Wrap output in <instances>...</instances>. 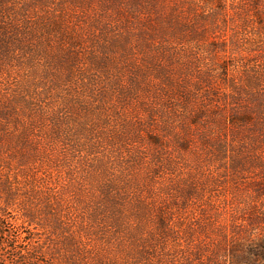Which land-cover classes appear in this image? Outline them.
Segmentation results:
<instances>
[{
	"label": "trees",
	"instance_id": "trees-1",
	"mask_svg": "<svg viewBox=\"0 0 264 264\" xmlns=\"http://www.w3.org/2000/svg\"><path fill=\"white\" fill-rule=\"evenodd\" d=\"M51 4V0H0V71L9 63L1 62L4 57L15 60L20 56L33 65L44 61L41 35L59 34L66 48L64 57L46 59L38 83L23 86L18 80L12 83L9 78H0V203L17 211L22 209L21 220L34 231L32 237L23 238L33 249L23 250L16 260H9L16 245L5 238L3 227L8 223L0 217V264H264V229L256 228L264 223L262 217L246 220L241 232L238 227L231 232L224 228L212 232L197 218H186L182 207L180 211L151 212L148 205H142L144 211L125 213L121 206L129 203L114 197L65 222L55 240H38L35 230L42 228L41 214L35 208H25L29 204L22 197L29 187L41 185L46 196L53 190L45 184L52 178L51 172L39 175L37 171L41 156L49 161L53 157L37 132L42 126L49 131L46 138L52 141L64 139L81 144L89 155L107 151L102 158L94 159L101 163L120 154L128 166L143 165L148 157L144 142L151 141L160 149L169 142L181 141L182 132L175 128L182 121L174 120L173 115L179 111L185 117L186 113L191 115L192 102L198 101L201 106L184 119L205 120L226 130L208 140L207 161L229 160L232 169L259 165L264 174V161L254 157L264 150V59L260 60L264 51L256 58L258 64L241 76L231 73L229 61L216 66L214 57L210 60L201 55L187 59L178 77L165 64L157 65L156 72L164 80L154 86L148 81L150 67L137 64L130 34L106 37L104 32L91 33L79 24L67 33L66 18L57 15ZM56 7L61 8L62 3ZM78 28L81 33L77 38ZM217 40L219 43L211 47L224 53L231 52L237 43L234 37L219 36ZM165 57L171 64L177 60L173 53ZM154 59L146 55L141 60L159 63ZM130 62L134 64L120 66ZM185 69L193 75L192 80L179 79ZM48 79L52 86L45 89L42 86ZM139 101L144 117L129 122L122 110ZM77 104L84 106L85 113L94 114H86L84 123L73 127L71 106ZM113 118H117L118 125L110 128ZM153 126L159 128L158 133L150 129L147 132ZM80 134L85 135L86 142H80ZM161 155H153L156 165L148 163L153 177L160 176L157 163ZM259 185L254 194L258 200L264 196V185ZM104 188L109 193L112 187ZM186 194L195 196L187 190ZM36 243L39 246L34 247Z\"/></svg>",
	"mask_w": 264,
	"mask_h": 264
},
{
	"label": "rangeland",
	"instance_id": "rangeland-1",
	"mask_svg": "<svg viewBox=\"0 0 264 264\" xmlns=\"http://www.w3.org/2000/svg\"><path fill=\"white\" fill-rule=\"evenodd\" d=\"M51 2L57 10V15L66 18L64 27L67 33L70 27L79 24L91 30V33L104 32L106 37L130 34L132 48L137 54V64L143 63L150 67L148 81L154 86L164 80V77L156 72L157 65L165 64L169 71L178 77L187 59L201 55L210 60L214 57L216 66L229 61L231 73L241 76L249 67L258 64L259 59L256 58L264 51V0H51ZM58 3H62L59 9L56 7ZM80 33L81 30L78 28L75 37L78 38ZM219 36L234 37L237 43L231 47V52L224 53L211 47L212 44L219 43L217 40ZM39 37L45 42L42 47L44 61H37L33 65L27 58L20 56L15 60L4 57L1 62L9 63L2 67L0 78H9L12 83L18 80L23 86L38 83L42 80L40 76L45 71L46 59L64 57L66 48L61 44L63 42L59 34ZM70 43L72 44L69 35L67 44ZM169 53L177 57L172 64L166 61L165 55ZM146 55L155 58L154 61L158 59L159 63L153 65L149 61L141 60ZM263 57L262 54L260 60L264 59ZM87 64L88 61H85V65ZM133 64L134 62L128 65L120 63V66L127 67ZM123 75L126 77V72ZM179 79L192 80L193 75L185 69ZM123 81L126 83V78ZM51 86L52 81L48 79L42 87L50 89ZM138 98L146 100L140 95ZM141 103L134 102L122 110L129 122L136 123L144 117ZM200 106L198 101L192 102L191 115H194ZM83 107L78 104L71 106L73 127L84 123L83 116H87L86 114H94L85 113ZM191 115L186 113L185 117L182 111L173 115L174 120L183 122H179L175 128L176 132H182L181 141L169 142L166 147L160 149L151 144V141L144 142L148 157L143 165L131 163L128 166L122 162L120 154H115L117 158L114 156L107 163H101L94 159L97 156L102 158L103 153L106 154L107 151H102L103 153L100 152L99 155H89L81 148V144L64 139L52 141L46 138L49 137L46 127L37 129L53 155L52 161L41 156L37 166L39 175L47 170L51 172L52 178L45 184L53 190L46 196L45 188L41 185L37 188L29 187L28 194L22 197L26 204H29L25 208H35L41 214L42 228L35 230L38 240L42 243L55 240L58 237V230L65 222L70 223L74 217L77 219L78 213L99 204L107 197L129 203L121 206L125 213L144 211L146 208L142 205H148L147 210L151 212L160 209L180 211L182 207L186 218H197L212 232L220 228L231 232L236 227L241 232L246 220L264 218V196L259 200L254 197L257 183L261 188L264 185L262 168L259 165L253 167L246 164L232 169L229 160L207 161L209 159L207 154H210L208 140L225 133L226 130L222 125L205 120L196 122L193 118L184 119ZM116 119L113 118L110 128L118 125ZM185 125H188L186 130ZM149 129L155 133L159 132L158 127L147 128V132ZM78 138L80 142H86L85 135L80 134ZM119 151L120 147L117 148V153ZM156 151L162 153L157 163L160 165L157 170L158 173L160 171V176L153 177L148 170V163L156 165L152 160ZM261 151L263 153L254 157L264 161V150ZM242 157L237 156L238 159ZM108 185L112 188L106 193L104 187ZM188 187L191 188L187 189ZM186 190L195 196L188 197ZM22 213V209L17 211L0 203V217L8 223L3 227L5 238L16 245L8 256L9 260H16L17 254L23 250L33 249V246H29L23 239L32 237L34 231L31 226L23 223ZM261 227L264 229V223L256 228ZM37 246L39 244L36 243L34 247Z\"/></svg>",
	"mask_w": 264,
	"mask_h": 264
}]
</instances>
